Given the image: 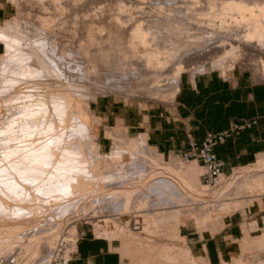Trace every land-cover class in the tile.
<instances>
[{
    "label": "bare ground",
    "instance_id": "6f19581e",
    "mask_svg": "<svg viewBox=\"0 0 264 264\" xmlns=\"http://www.w3.org/2000/svg\"><path fill=\"white\" fill-rule=\"evenodd\" d=\"M11 1L17 4L16 0ZM48 1H50L49 5L54 7V14L49 13L50 8L44 5V0L43 2L37 0L38 4L43 3L42 10L45 11L40 14L36 13L37 19L31 22L29 17H23L24 12L21 9L20 13L17 7V14L6 19L7 22L5 21V24L0 26V43L4 44L6 50L5 54H0V65L9 58L15 59L10 64V72H5L0 77V120L7 122L0 133L7 139V153L10 163L14 165L13 168H19V173L23 178L29 172L35 173V181L38 185L45 186L44 190L50 195L48 203L51 207L72 202L77 191L88 185L84 182L83 176L77 172L76 166H70L66 161L70 147L60 145L56 137L63 130L70 129L71 119L76 109L83 112L88 120L93 119L90 100L96 102L100 91L105 95L107 92H116L127 99L146 98L172 104L178 93L182 74L186 72L187 63L190 61L191 64L193 63L192 45L201 46L207 42L211 43L212 47L209 51L215 53L211 64L213 68L223 72L230 71L235 65L246 61L238 54L240 45L250 47L256 43L260 53L264 55V1L262 0H205V7L201 8L203 13L200 15L206 19L207 26L202 24L201 20L204 19L202 17L197 25L195 23L197 21L190 16H179L180 18L176 19L178 17L177 8L172 10L176 3L171 8L170 2L168 9L166 6L167 4L169 6V3L165 0L156 2L152 0L154 3H150L148 7L133 0L135 3L131 0V3L128 0H91V5L89 3L88 6L81 5V0ZM104 1L106 4H103ZM191 1L192 3L197 2V0ZM146 9L157 14V17L143 16ZM172 12L176 14L174 18ZM58 17L61 18L59 21ZM229 21L235 23V26L228 24ZM21 24L22 29L13 28V25ZM225 24H228L229 29L234 26L232 27L234 31H226ZM79 58H83L84 63H82L83 59L81 62ZM255 62L259 67L256 73L261 80H264V60L259 57ZM199 71H205V65H202ZM84 81L99 85L100 90L95 89L97 92L93 90L91 91L93 93L88 95L90 97H86L81 90ZM94 120L90 119V121ZM118 124L115 128H107L105 133L114 143L113 151L110 153L113 162L120 160V151L123 147L134 154L142 151V153L145 152L141 154L142 159H149L153 166H164L170 172H177L184 185L193 192L199 194L209 190V187L201 184L199 180L200 166L197 163L186 162L177 155L164 163L161 154L153 148L150 150L146 135L126 142L124 137L128 133L127 128L121 122ZM73 131L77 136L80 133L79 129ZM95 131L94 137L97 138L99 129ZM91 145L96 147L95 143ZM75 156L78 159L77 167L79 168L93 166L92 170L97 172V166H110L101 159L90 161L86 155L81 153ZM255 163L261 165L262 169L250 171L242 169V172L236 169L238 173H241L233 177L223 174L217 181L216 188L210 193L212 194L210 201H192L186 204L178 203L171 207H159L156 212L149 213L151 216L148 213L140 214L146 221L144 231L150 232L153 228L167 233L165 229L169 224L175 230L177 229L178 239H181L187 219L194 218L197 225L206 224L219 218V214H213L214 211L229 213L243 207L255 197V193L260 195L264 192V154H259ZM25 186L24 188L28 191L31 190L29 185ZM134 189L117 188L113 190L114 197L122 198L123 201L122 209L116 216L129 213L132 218L140 217L137 214L141 212L137 210L138 208H135L137 213L132 212L134 210L130 208L133 197L139 194L138 188ZM245 193H249V196L242 197ZM146 204V200H138V205L141 207L145 208ZM0 206L7 208L6 200H0ZM0 217H2L1 213ZM108 217L111 216H105L101 221L107 222ZM3 222L2 225H4ZM7 224L0 226V241L5 235H13L16 239L26 236L30 242L27 246L33 247L34 254L31 252L29 254V251L28 254L27 252L15 254L22 257L26 263H32L35 258H38L40 263L45 264L49 258V250L54 246L53 241L49 240L45 244L47 253L39 251L40 247L37 249L36 245L31 243L37 244L42 237H45L42 235L46 232L31 230L32 232L28 233L25 231L28 223L9 224L8 222ZM130 225L131 220L129 219L126 224L118 226L117 229L132 236ZM97 228L95 226V229ZM72 230L75 228L72 227ZM101 230L103 235L109 238L108 230L99 227L97 233L99 234ZM245 230L250 232L249 229ZM24 231L26 233L23 235ZM257 231L253 225L251 232ZM172 237H175V233ZM244 239V251L251 250L250 241ZM256 243V247L255 245L253 247L259 253H264V232L256 238ZM255 248L252 249L255 251ZM4 251L5 248L0 246V255ZM163 251L161 257H171L165 256V252L168 251L167 246ZM179 251L180 254L176 255L178 259H189L192 264H199L188 248H180ZM243 259H236L234 264L253 263ZM258 262L254 263L264 264V256ZM222 264L231 263L225 256Z\"/></svg>",
    "mask_w": 264,
    "mask_h": 264
},
{
    "label": "rangeland",
    "instance_id": "374dc122",
    "mask_svg": "<svg viewBox=\"0 0 264 264\" xmlns=\"http://www.w3.org/2000/svg\"><path fill=\"white\" fill-rule=\"evenodd\" d=\"M94 1H97V0H94ZM128 1L130 2V0ZM133 1L135 2L137 1L136 3H139L144 7H148L147 5L150 6V3H154L153 1L156 2L157 0H153V1L143 0L142 2H140V0H133ZM133 1L131 0L132 3H135ZM165 1L169 3V6L168 4L167 6L164 5L168 9L170 7V2H171V8H172V5L176 3L175 6H173L172 8V10L173 9L175 10L177 8L176 14L178 13L177 14L178 17L176 16L177 17V18L175 17L176 19H179L180 18L179 16H182V17L190 16V17H193L195 21H197V22L194 21L197 25L199 24L198 20L201 17L204 18L200 14L203 13L201 8L205 5V0H197L196 3H192L191 0H176V1L171 0L169 2L168 0H165ZM35 2L37 3L36 5H35ZM44 2H45L44 5L50 8L49 13L54 14L55 10L52 5H49L50 1L44 0ZM90 2L91 0H87V1L81 0L80 4L84 6L86 5L88 6ZM16 3L17 4H15V2L13 3L11 0H0V5L4 7L6 10L5 19L2 22H0V26L5 24L4 22L5 21L7 22V20L10 17H12L13 15H16L18 11H20L21 13V9H22V12L25 13V15L24 13H22L23 17L25 18L29 17L31 22L33 21V19L35 20L36 18L35 16L37 14L45 12L42 10L43 3L42 5L41 3H39L41 5L40 6L37 0L35 1L32 0V2L31 0H16ZM31 3H33L35 6H33V4ZM103 4H106V1H104ZM37 5H39L38 6L39 8L37 7ZM17 7L19 9L18 11H17ZM35 9L38 11L36 12ZM149 10L150 9H146L145 14L143 16L146 15L145 17H148L147 15H149L151 18H156L157 14L149 12ZM164 11L167 12L166 9H164ZM146 12H148V14ZM29 14L30 16H28ZM130 14L131 13H129V16H131ZM172 14H173L172 17L174 18L175 13L172 12ZM134 16L138 17L139 15L138 16L134 15ZM140 16L142 15L140 14ZM61 18L63 19V16ZM61 18H59L58 21ZM201 21H203L202 24L204 26L208 25V24L206 25L207 22L205 18L202 19ZM22 24L19 26L13 25V28L16 27L17 30L22 29L23 28ZM228 24L235 26V23H230V21L228 22ZM228 27L226 28V31L227 30L234 31V28L231 27V29H229ZM241 35L243 36V34ZM210 44L209 42H207L201 46L199 44L192 45L194 49V52L193 50L191 51V56L193 57L192 58L193 63L191 64V61L187 63V65L189 66V67L187 66V69H186L187 73H191L194 75H199V74H204V73H214V74H217V75H220L226 78L234 72H242L250 76L255 82H264V80H261L258 74L256 73L257 68L259 67H257V63L255 62V60H258L259 57H262L264 60V55L260 53L261 51H259L258 49L259 47L257 46L256 43H253L250 46L251 48L245 47L244 45H240L238 54L240 55L241 58L246 59V61L242 62L243 64L235 65V67L232 70L230 71L228 70L225 72L221 71L220 69L213 68L211 63H212V60L215 58V53L214 51H209L210 48L212 47V44L211 45ZM252 47L254 49H252ZM199 49H201L202 51ZM5 52L6 50L4 51L3 54H5ZM82 59L83 58L81 59L79 58L78 60L82 62ZM14 60L15 59L9 58L7 61H5L3 64L0 65V77H2L5 72L7 73L10 72V68H11L10 64H12ZM82 63H84V59ZM202 65H205V71L203 72L199 71ZM83 83L84 84L82 85L81 90H83V94L86 97H90L88 95H90L93 92H97L95 91V89L100 90L99 85L96 86L95 83H91L87 81H84ZM100 97H109L110 99L116 100L118 104L120 105L125 104L126 106L140 108L141 110L146 109L151 104L166 105V106H170L171 104V102L163 103L161 101H154V100L146 99V98L127 99V98H124L122 95H119V93H116V92L114 93L107 92L105 95L104 92L100 91L98 98ZM91 103L92 101L90 100V107H91ZM92 117L93 119L92 118L90 119L91 120L95 119L94 120L95 122L90 121V119L88 120V118L84 116L83 112L76 109L71 119L70 129L68 131L63 130L62 133H59L56 137V140L57 142H59L60 145H63L65 147H70L71 150L66 155V161L68 162L70 166H76L77 172L83 176L84 182L88 183V185L84 186L79 191H77L75 199L72 202L61 205V206H57V207H51V205L48 203V199L50 195L46 193L47 191L44 190L45 186H40L38 185L37 181H35L36 179L35 173L29 172L28 175L23 178L21 177L19 173L20 169L13 168L14 165L10 163L9 156L7 153V147H6L7 139L4 138L3 134L0 133V200H6L7 205H8L7 208L0 206V213L2 215V217H0V221H2V218H3V221L7 219L6 222L4 221L5 223L2 221L4 225L5 224L8 225L7 224L8 222L9 224L10 223L12 224H18V223L27 224L28 223L29 225L25 224L27 226L25 231L28 233L32 232L31 230H34V231L44 230L46 234L43 233L45 235H42V236H45V237H42L38 241L37 244L33 242L31 243V244H35L37 249H39L38 247H40L39 251L47 253L48 250L45 247V244L49 240L50 241L52 240L53 245L55 246L60 234L67 227L70 226L71 230H72V227H74L75 229H79L81 222H82L80 220L87 218L88 219L87 222L89 225H85L84 228H90V229L93 228L96 233L98 232L97 230H99V227L101 229L108 230L107 232H109L111 236V237L109 236V238L116 239L119 243H121L120 252L122 256L125 258V263L127 264H143L146 261L148 264H192L191 261H189V259H184V258L178 259L176 257V255L178 256V254H180V251H179L180 248H187V247L189 248L188 240L186 237L187 233H193L195 231H198L202 237L212 235L215 232H218L223 227L225 223V218L230 217V216H233V218H238V213L239 214L242 213L245 218L249 219V215H251V211L253 209H256L257 203L260 202L262 198H264V192L260 195H257L255 193L254 194L255 197L251 198L250 201L247 202V204H245L243 207L239 208L238 210H232L229 213H227L226 211L221 212V213L219 211H214L213 214L214 215L219 214V218L218 219L215 218L213 221L208 222L206 224L197 225V221H195L194 218L187 219L185 221L186 222V229L184 232L185 235L183 239L179 241H178L177 229L175 230L174 227H172L169 224L165 229L166 232L168 231L167 233L154 230L153 228H151L150 232H145L144 225L146 221L144 220V217L141 215H146L148 213V215L151 216L149 213L156 212V210H158L159 207L160 208L161 207L163 208L166 206L171 207V206L177 205L178 203L186 204L192 201H196V202L210 201L211 200L210 197L212 195V194L210 195V193H212V191L216 188L217 183L214 185L206 184L202 177L204 170H205L204 168L201 167L202 165L196 161H192V160L187 161L182 156H178V157H180V159L186 162H192V163L195 162L200 166L199 180L201 184L207 185V187H209L208 191H203L204 193L200 192L199 194L197 192H193L189 187L184 185V183L181 181V177L178 176L177 172L175 171L170 172L168 169L166 170L164 166L163 167L153 166L149 159H142L141 154L145 153V152L142 153V151H139L140 153L137 152L134 154V153L129 152L126 149V147H123L121 148V151H120V160L117 162H113L111 160L110 153L113 151L114 143L111 140L109 141L110 144H109L108 152H102L99 150V145H98L99 135L97 136V138L94 137V132L96 133L95 130L99 129L100 124H101V119H98L97 118L98 116H96L93 113V111H92ZM6 125H7L6 120L4 121L0 120V130L4 128ZM107 128L110 129V127H107ZM74 129L80 130V133L78 134V136L74 134L75 132L73 131ZM124 139H125L124 141L127 142L133 138L128 136V133H127ZM70 140L74 142H71ZM93 143L96 144V147H92L91 144ZM150 150H153V149L150 148ZM77 153L86 155L90 161L101 159L102 162L103 161L107 162V164L110 166H97L98 167L97 172H94L92 170L93 166H83L79 168L77 167L79 162L77 161L78 159L75 156L77 155ZM72 154H75V155L73 156ZM261 154H264V151ZM169 160L170 159L165 160L163 158L164 163L168 162ZM120 164L127 165V166H117ZM57 167H61V166H57ZM242 169L243 170L246 169L247 171H250L252 169L261 170L262 168H261V165L255 163L254 165H250V166L238 169V171L242 172L243 171ZM238 171L236 170L235 173L233 171L231 176L232 177L239 176L241 172L238 173ZM152 174L153 176H150ZM25 185H29L31 190L28 191L26 188H24L26 187ZM117 188H124L127 190H130L131 188L132 189L138 188L137 190H139L140 192L138 191L139 194H136L133 197V201L131 203L130 208L131 207L133 208L134 211H132L131 209L132 212L136 211L137 213V210L141 211L137 213L139 215L141 214L140 217L132 218L129 216L130 215L129 213L128 215L124 214V215L116 216L118 212L121 211L122 202H123L122 198L117 199L112 194L113 190ZM246 196H249V193L243 194L242 197H246ZM139 199H144L147 201L145 208L138 205ZM136 206H139V207H136ZM69 207L71 208L69 209ZM130 208H129V211H130ZM135 208L136 209L138 208V209L136 210ZM109 215L111 217H108L109 220L105 223V225L101 221L100 222L98 221V219L104 218L105 216H109ZM129 219L131 220L130 229L133 233L132 236H134L135 239L134 237L132 238V236H130L128 233L126 232L122 233L120 230L117 229L118 226L124 225V223L126 224V222H128ZM13 220L14 222L15 221L16 222L15 223L12 222ZM17 221H21V222L17 223ZM95 221H96V224L99 225L98 228H97V225L94 224ZM249 221L243 224V230H244L243 237L240 238L239 240L231 241L229 244V249H228L229 252L227 251L228 253L226 252L227 254L225 256L227 257L228 261L231 264H234L235 260L240 259V258L242 259L244 258L243 259L244 261L246 260L249 263L253 262L252 264H255L258 261L260 262L261 257L264 256V253L262 252L259 253L257 249L255 248L256 247L255 244H257L256 238L259 236L260 233L264 232V227L260 228L257 226L256 223L249 222ZM2 222H0L1 224L0 226H4L2 225ZM253 225L257 228L258 230L257 232H251V227ZM95 226L97 229H95ZM245 229H249L250 232L249 233L246 232ZM25 231L24 233H22L23 235L26 233ZM53 231L55 234L53 233ZM114 231L115 233H113ZM111 232L113 235L111 234ZM173 233H175V237H172ZM114 234L116 237L114 236ZM26 235H29V234H26ZM26 238L27 237L24 236V237H18L16 239L15 236L13 235L12 236L5 235L2 237L0 241V246L5 248L4 253L27 252L28 254V251H29V254L31 253L34 254L33 247L31 248L27 246V245H30V242H29V239L28 238L26 239ZM244 238L249 240L251 244L253 243L252 245L249 243L250 246H252L250 247L251 250L244 251V247H243L244 245L243 240H245ZM254 245L255 247H253ZM166 246L168 247V251H166L168 253L165 252V256L167 255L168 257L171 256L169 258L161 257V254L164 252L163 249ZM27 247H29L30 249ZM252 248H255V251ZM191 253L198 258L197 261L200 260L198 262L196 261L197 263L207 264L205 260L203 261V256H199L198 253L194 251H191ZM173 256H175L176 258H174ZM225 256L223 254L221 264ZM33 262L35 264H43L39 262L38 258H35L32 261V263Z\"/></svg>",
    "mask_w": 264,
    "mask_h": 264
},
{
    "label": "crops",
    "instance_id": "0c3cea01",
    "mask_svg": "<svg viewBox=\"0 0 264 264\" xmlns=\"http://www.w3.org/2000/svg\"><path fill=\"white\" fill-rule=\"evenodd\" d=\"M5 16L6 10L0 5V22ZM4 51L5 46L0 43V54ZM91 109L101 119L98 145L102 152L109 150L106 128H115L120 122L127 128L128 136L146 135L148 146L167 160L187 152L190 138L201 144L208 133L223 132L244 121H252V126L214 148L218 158L225 162L224 174L232 175L238 168L254 165L264 151V82H255L242 72L226 78L214 73L185 72L170 106L151 104L141 110L100 97L91 103ZM247 221L264 227V198L251 211L249 219L238 213V218H225L223 227L212 235L202 237L198 231L187 233L190 249L185 246L203 256L207 264H221L223 254L229 252L230 242L243 237V224ZM185 229L186 223L181 239ZM78 232L80 239L72 264H127L120 252L121 243L116 239L97 237L92 229L84 226Z\"/></svg>",
    "mask_w": 264,
    "mask_h": 264
},
{
    "label": "built area",
    "instance_id": "2783aa9c",
    "mask_svg": "<svg viewBox=\"0 0 264 264\" xmlns=\"http://www.w3.org/2000/svg\"><path fill=\"white\" fill-rule=\"evenodd\" d=\"M252 121H244L241 124H234L228 130L219 133H208L205 140L198 144L194 139H189V150L181 155L187 161H196L200 163L204 170L203 180L208 185H214L224 174L225 162L218 158L214 148L223 144L228 138L239 136L243 130L252 126ZM98 218V217H97ZM95 219V218H94ZM103 218L98 219L100 222ZM87 218L80 221V226L89 225ZM104 225L106 222L101 221ZM103 226V225H101ZM92 232L97 237H105L103 231L96 233L92 228ZM107 238V237H106ZM80 239L78 229L71 230L67 227L57 239L55 246L49 250V258L45 264H72L77 253V246ZM0 264H35L26 263L22 257L15 253H3L0 255Z\"/></svg>",
    "mask_w": 264,
    "mask_h": 264
}]
</instances>
